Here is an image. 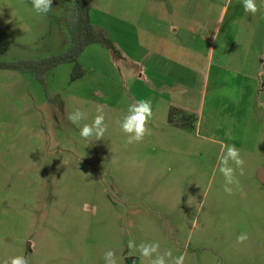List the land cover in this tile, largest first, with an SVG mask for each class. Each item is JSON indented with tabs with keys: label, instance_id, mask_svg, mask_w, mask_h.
Wrapping results in <instances>:
<instances>
[{
	"label": "rangeland",
	"instance_id": "374dc122",
	"mask_svg": "<svg viewBox=\"0 0 264 264\" xmlns=\"http://www.w3.org/2000/svg\"><path fill=\"white\" fill-rule=\"evenodd\" d=\"M86 1L93 24L116 45L115 35L133 42L157 20L179 25L181 34L209 11L224 23L222 29L218 24L212 60H206V79L190 70L187 52L167 62L188 89L183 96H196L202 111L172 107L195 118L189 130L165 122L159 109L143 140L129 143L120 125L135 104L125 87L141 77L139 63L115 60L98 43L105 54L81 56L80 63L94 72L79 82H71L73 64L59 66L44 81L0 68V264L16 256L28 264H105L109 250L117 264H150L127 248L128 240L159 242L161 254L183 255L184 264H264V4L256 0L259 14L243 12L242 28H230L235 34L228 42L222 39L241 0ZM73 3L53 0L52 10L41 15L31 0H0V63L67 52ZM181 38L188 41L189 34ZM243 66L263 73L247 79ZM127 69L136 77L124 78ZM77 109L85 115L81 127L103 109V139H81L68 120ZM232 145L244 165L230 162L237 183L226 185L219 161ZM241 233L248 236L243 243L237 239Z\"/></svg>",
	"mask_w": 264,
	"mask_h": 264
},
{
	"label": "crops",
	"instance_id": "0c3cea01",
	"mask_svg": "<svg viewBox=\"0 0 264 264\" xmlns=\"http://www.w3.org/2000/svg\"><path fill=\"white\" fill-rule=\"evenodd\" d=\"M208 4V10L212 9V1H209ZM228 4L229 2L225 4V6H222L223 19L225 18L226 14H228ZM237 5L238 6L232 11V21L227 27L222 41H224L225 36H227V41L231 42L235 33H233L230 28H239L240 26V28H242L243 26L242 24L245 21V14H243V12L245 11L242 4L238 3ZM210 15L211 14L209 11L204 20L193 18L190 21L188 29H186L184 32L189 34L188 41L182 40L181 37L184 36V33L181 34L180 32L184 30L179 25L175 23L170 24L167 22L166 25L165 22L160 20H157L153 24L147 23L144 26L147 30L142 33L143 38L140 39V37H135L133 42L131 38H127L126 34H118L117 36L115 35L117 38L115 39L117 46L123 52L124 56L128 60H132L141 65L142 71L140 73V82H138L140 78L138 79L134 75L133 69L125 70V75L121 73L123 77L130 75L132 77H136L135 79H137L133 81L134 85L132 88L128 85L125 87L126 93L130 96V99H132V103H137L140 100L150 101L153 110L152 117L155 118V112H160L158 110L161 109L162 113L164 114V120L167 123L169 122V113L172 107L181 108L186 111H192L198 113L199 115L201 114L202 109H199L200 104L197 105L196 96H190L187 95V93L183 96L185 92H188V89L182 85V81H176V77L173 76L174 73L171 69L167 70V62L172 56L187 52V55L193 60L190 70L194 68L193 74L200 72L198 75H202L201 77L206 79L207 75L205 76V74H208V72H206L208 67L206 60H212V46L217 40L216 37L219 32L218 24L221 26V29L224 26V23H216V21L210 18ZM150 29L152 30L150 31ZM135 40H141L142 43H140V45L134 46ZM93 45V47H96L98 44ZM90 47H92V45ZM186 48L190 50L187 51ZM87 49L83 53L84 58L86 55L89 59H91L92 56L99 55V57H102L105 54V52H103V50L99 47H96L93 53H89L92 48L89 49L90 51ZM89 59H87V61H89ZM107 59H110V56H107ZM86 64L90 66L89 63ZM86 64L84 62L82 63L83 67L87 71L88 77H90L91 72H94V70L90 71ZM240 72L247 76V79L254 75L256 78H260V75L263 73V69H258L255 73L250 68L243 66V68L240 69ZM242 82L243 86H245L246 82H244L243 79ZM247 89L251 90L250 88ZM141 91H143L142 95ZM103 95L105 94L103 93ZM128 95L126 96V94H123L121 96H124L125 99H128ZM143 95L144 97H142ZM187 96L189 97L190 101L186 99L188 98ZM159 100H162L163 103L160 101L162 105L160 104L159 106H156L157 103L159 104ZM200 123L201 121L199 120V125Z\"/></svg>",
	"mask_w": 264,
	"mask_h": 264
},
{
	"label": "clouds",
	"instance_id": "9594fccd",
	"mask_svg": "<svg viewBox=\"0 0 264 264\" xmlns=\"http://www.w3.org/2000/svg\"><path fill=\"white\" fill-rule=\"evenodd\" d=\"M53 0H31V6L41 15H47L52 10ZM244 11L246 13L255 15L259 9L256 0H241ZM264 4V0H260ZM101 114L97 115L91 124L80 126L81 121L85 119V115L79 109L68 115V120L79 129V136L86 144H90L91 140L95 138L97 141L105 137L108 131L105 116L102 114L103 109H98ZM128 114L124 116L121 122V129L128 134L129 143L133 141H142L144 136L149 132L147 127L148 122L152 119L153 110L150 101L140 100L135 104L129 105ZM219 171L223 174L226 185L237 183L235 178V169L230 166L234 164L236 168H243L244 161L240 156V151L234 145L228 146L227 151L222 159H220ZM242 174V173H241ZM225 191L229 194L232 189L225 187ZM240 243L248 239L246 233H241L237 237ZM127 248L130 251L138 252V257H143L150 260V264H169L172 260L173 264H184L185 257L183 255L177 256L173 259L171 251H165L161 254L159 242L151 244H137L135 240H128ZM105 264H117L116 253L114 251H107L104 255ZM6 264H28L25 256H16L11 258Z\"/></svg>",
	"mask_w": 264,
	"mask_h": 264
},
{
	"label": "trees",
	"instance_id": "16d2710c",
	"mask_svg": "<svg viewBox=\"0 0 264 264\" xmlns=\"http://www.w3.org/2000/svg\"><path fill=\"white\" fill-rule=\"evenodd\" d=\"M90 11L91 6L86 0H74L67 23L70 33V49L67 52L40 61H19L10 64L0 63V68L32 73L44 81L46 76L59 66L73 64L71 82L74 83L84 78L87 74L80 63V58L86 49L93 44L99 43L105 46L115 60H128L115 42L108 37L106 31L93 24ZM129 64L131 67H134L130 61ZM193 120L195 118L186 117L180 109L171 108L170 110L169 123L175 127L193 130L195 129V123L191 122Z\"/></svg>",
	"mask_w": 264,
	"mask_h": 264
},
{
	"label": "water",
	"instance_id": "95a60500",
	"mask_svg": "<svg viewBox=\"0 0 264 264\" xmlns=\"http://www.w3.org/2000/svg\"><path fill=\"white\" fill-rule=\"evenodd\" d=\"M263 174H264V171L262 170L261 174H260L262 179H264V175Z\"/></svg>",
	"mask_w": 264,
	"mask_h": 264
}]
</instances>
